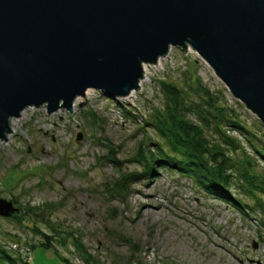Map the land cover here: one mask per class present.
I'll list each match as a JSON object with an SVG mask.
<instances>
[{"label": "rangeland", "instance_id": "374dc122", "mask_svg": "<svg viewBox=\"0 0 264 264\" xmlns=\"http://www.w3.org/2000/svg\"><path fill=\"white\" fill-rule=\"evenodd\" d=\"M193 71L249 133L225 128L241 146L230 153L242 158L245 151L252 171L262 172L263 160L246 141L264 147L262 123L196 52L171 47L156 64L144 66L139 90L126 97L110 99L91 88L75 99L71 113L29 106L11 120L7 140L0 139V198L19 210L0 217V246L32 264H63L64 258L68 264L94 263L83 261L76 242L97 264H264V211L257 206L264 210L263 194L230 186L231 197L251 208L247 216L176 171L159 164L145 175L137 162L142 142L150 147L159 141L143 124L149 109L161 103L157 83L184 87ZM32 224L52 236V250L39 245L42 239L26 226Z\"/></svg>", "mask_w": 264, "mask_h": 264}, {"label": "water", "instance_id": "95a60500", "mask_svg": "<svg viewBox=\"0 0 264 264\" xmlns=\"http://www.w3.org/2000/svg\"><path fill=\"white\" fill-rule=\"evenodd\" d=\"M171 47L196 52L264 126V0H0V139L29 106L128 96ZM18 210L0 198V217Z\"/></svg>", "mask_w": 264, "mask_h": 264}, {"label": "trees", "instance_id": "16d2710c", "mask_svg": "<svg viewBox=\"0 0 264 264\" xmlns=\"http://www.w3.org/2000/svg\"><path fill=\"white\" fill-rule=\"evenodd\" d=\"M157 85L161 103L149 109L143 124L154 130L159 141H155L150 147H146V141L142 142L139 145L138 157L136 156L137 162H143L145 166V175H153L156 166L161 164L192 180L208 194L235 204L242 213L249 216L246 211L251 210L249 205L237 197L232 198L229 188L238 184L247 195L253 196L257 192L264 195V169L258 173L252 171V160L245 151L242 158H236L230 153V150L235 151L241 146H237L226 134L225 128H235L241 134L245 133L244 128L231 116L233 111H226L221 103L222 97L204 84L196 71L185 76L184 87H178L165 80L159 81ZM213 135L216 140L211 138ZM148 141L153 142L150 137ZM246 141L249 142L254 156L264 162V147L254 146L249 138ZM223 144L230 146V149ZM128 180L126 177L121 181L123 193L128 188ZM257 206L264 211L262 204ZM30 210L31 208L18 218L19 224L24 225ZM26 226L42 239L39 243L41 247L53 249L51 235L33 224ZM75 246L85 263L97 264L96 261H90L91 257L81 244L76 242ZM17 254V257H14L0 246L1 264H32L30 260L23 258L21 253ZM62 262L68 264L65 258Z\"/></svg>", "mask_w": 264, "mask_h": 264}, {"label": "bare ground", "instance_id": "6f19581e", "mask_svg": "<svg viewBox=\"0 0 264 264\" xmlns=\"http://www.w3.org/2000/svg\"><path fill=\"white\" fill-rule=\"evenodd\" d=\"M13 126V124H12V121H11V127ZM148 206V205H147ZM154 208H156V207H158L157 205H155V206H153Z\"/></svg>", "mask_w": 264, "mask_h": 264}, {"label": "flooded vegetation", "instance_id": "af4514ba", "mask_svg": "<svg viewBox=\"0 0 264 264\" xmlns=\"http://www.w3.org/2000/svg\"><path fill=\"white\" fill-rule=\"evenodd\" d=\"M14 202V201H13ZM14 205L16 206V204L14 203Z\"/></svg>", "mask_w": 264, "mask_h": 264}, {"label": "built area", "instance_id": "2783aa9c", "mask_svg": "<svg viewBox=\"0 0 264 264\" xmlns=\"http://www.w3.org/2000/svg\"><path fill=\"white\" fill-rule=\"evenodd\" d=\"M192 51V50H191ZM194 52V51H193Z\"/></svg>", "mask_w": 264, "mask_h": 264}]
</instances>
